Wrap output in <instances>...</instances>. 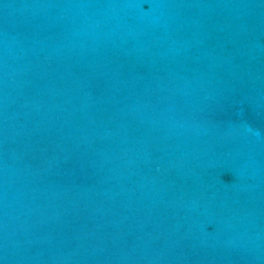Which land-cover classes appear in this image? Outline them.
Masks as SVG:
<instances>
[{
	"label": "water",
	"instance_id": "obj_1",
	"mask_svg": "<svg viewBox=\"0 0 264 264\" xmlns=\"http://www.w3.org/2000/svg\"><path fill=\"white\" fill-rule=\"evenodd\" d=\"M0 264H264V0H0Z\"/></svg>",
	"mask_w": 264,
	"mask_h": 264
}]
</instances>
